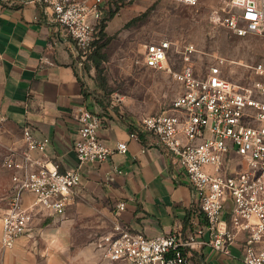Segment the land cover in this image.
<instances>
[{
  "label": "built area",
  "instance_id": "2783aa9c",
  "mask_svg": "<svg viewBox=\"0 0 264 264\" xmlns=\"http://www.w3.org/2000/svg\"><path fill=\"white\" fill-rule=\"evenodd\" d=\"M47 13L63 28L72 42L80 64L101 41L100 24L106 0H25ZM196 4L198 0H180ZM221 23L236 34L264 37V0H230ZM170 41L147 44L144 62L148 67L169 72L181 86V93L168 109L129 122L130 136L154 135L173 154L196 194L190 214V232L176 226L153 237L132 231L116 221L102 238L107 259L118 264H191V251L204 245L226 250L238 230L246 231L243 247L245 264H264V62L254 72L261 77L249 89L236 86L224 74L227 59L215 57L205 72H196L191 63L195 52L187 45L182 65L168 64ZM79 138L75 141L78 164L60 171L31 155L43 151L48 139H38L30 125L23 128L26 148L21 160L6 166L22 170L12 177L13 186L6 212L1 219L0 244L15 247L23 236L35 235L49 216H63L82 181L85 162H104L117 151L125 153L128 143L113 147L99 135L102 119L89 107L79 116ZM242 161L243 166H237ZM36 165L34 170L30 165ZM119 172V171H118ZM29 196V203L25 197ZM232 202L231 225L222 226L227 201ZM126 201L116 204V211ZM193 227V228H192Z\"/></svg>",
  "mask_w": 264,
  "mask_h": 264
},
{
  "label": "crops",
  "instance_id": "0c3cea01",
  "mask_svg": "<svg viewBox=\"0 0 264 264\" xmlns=\"http://www.w3.org/2000/svg\"><path fill=\"white\" fill-rule=\"evenodd\" d=\"M80 63L70 38L44 9L25 0H0V117L22 131L28 124L38 139H48L43 151L33 150L31 155L48 166L57 164L60 171L75 168L79 161L74 145L84 107L100 115L99 135L106 143L113 147L119 141L128 143L125 153L116 151L107 161L85 162L81 184L65 214L46 217L35 235L23 236L11 249L0 244V264H48L28 251L34 244L43 249L50 241L61 243L63 226L55 228V234L48 233L43 225L47 220H51L48 225H53L65 219L61 224L65 226L81 216L97 218L104 213L110 229L119 221L149 237L168 233L176 226L185 234L191 230L189 219L196 207V194L175 157L154 135L140 133L137 138L131 137L128 123L138 122L143 116L125 115L104 101ZM179 87L173 100L181 93ZM7 147L11 150L6 161L21 160L26 148L23 134H13ZM36 168L30 165L31 170ZM5 169L11 189L13 175L22 170ZM29 199L25 197L26 204ZM120 201H126V208L116 211ZM6 208L0 215V232ZM231 208L229 200L222 226L231 225ZM246 238V231L238 230L235 242L226 250L210 245L194 249L191 264L192 258L196 264H245Z\"/></svg>",
  "mask_w": 264,
  "mask_h": 264
},
{
  "label": "rangeland",
  "instance_id": "374dc122",
  "mask_svg": "<svg viewBox=\"0 0 264 264\" xmlns=\"http://www.w3.org/2000/svg\"><path fill=\"white\" fill-rule=\"evenodd\" d=\"M229 1L198 0L196 4H188L180 0H106L103 7L105 36L99 43H105L102 52L107 60L102 67L108 88L99 86L97 70L92 67L93 72L87 71L94 91L129 116H145L169 108L180 91L179 82L169 72L148 67L144 62L146 45L162 40L172 44L168 64L174 69L182 65L185 47L193 45L191 63L196 72H205L215 57H222L227 59L223 67L225 76L239 88H251L261 79L253 67L264 62V37L241 36L221 23ZM88 62H83L84 68ZM13 134L19 137L23 131L0 117V215L7 206L11 190L5 166L11 150L7 143ZM64 220L53 225H48L51 220H47L43 224L48 233L54 234L55 228L63 226L64 236L61 243L56 244L48 239L50 242L43 249L34 244L28 249L33 258L48 264H118L107 259L103 252L101 237L110 229L104 213L97 218L84 215L68 221L65 226L61 225Z\"/></svg>",
  "mask_w": 264,
  "mask_h": 264
},
{
  "label": "trees",
  "instance_id": "16d2710c",
  "mask_svg": "<svg viewBox=\"0 0 264 264\" xmlns=\"http://www.w3.org/2000/svg\"><path fill=\"white\" fill-rule=\"evenodd\" d=\"M113 15H114V12H111L110 16H113ZM105 26H106L105 19H102V22L100 24V38L101 39L103 38V36H105V32H104ZM104 46H105V43H99V41L95 42L94 49L87 56V59H86L87 61L91 63L89 62L86 63L85 68L86 70H91L92 67H95V69L97 70L96 80L98 81L99 86L103 89H107L108 82H107V78L105 74L103 73V67H102V63L105 60H107V55L102 52V49Z\"/></svg>",
  "mask_w": 264,
  "mask_h": 264
}]
</instances>
